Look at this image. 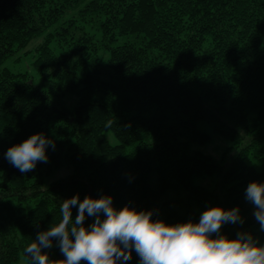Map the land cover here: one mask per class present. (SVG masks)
<instances>
[{
  "label": "trees",
  "instance_id": "1",
  "mask_svg": "<svg viewBox=\"0 0 264 264\" xmlns=\"http://www.w3.org/2000/svg\"><path fill=\"white\" fill-rule=\"evenodd\" d=\"M38 37L41 84L0 70V264H29L25 248L76 195L168 224L238 208L243 223L221 234L264 245L245 197L264 183V0H0V67ZM201 123L230 143L221 154L196 148L214 139ZM37 133L55 147L22 173L5 154ZM45 251L64 259L55 241Z\"/></svg>",
  "mask_w": 264,
  "mask_h": 264
},
{
  "label": "clouds",
  "instance_id": "2",
  "mask_svg": "<svg viewBox=\"0 0 264 264\" xmlns=\"http://www.w3.org/2000/svg\"><path fill=\"white\" fill-rule=\"evenodd\" d=\"M49 145L55 147L42 133L33 134L9 147L5 158L20 172H29L38 162H47ZM245 197L264 230V183H249ZM77 205L73 219L72 208ZM60 212L62 219L39 232L25 248L29 264H127L133 250L139 264H264V245L251 233L242 231L235 238L221 234L224 224L243 223L238 208L210 207L198 223L168 224L154 220L151 211L128 205L117 209L108 195L85 196L82 201L76 195L62 202ZM89 216L95 219L85 226ZM53 241L64 259L53 261L45 251Z\"/></svg>",
  "mask_w": 264,
  "mask_h": 264
},
{
  "label": "rangeland",
  "instance_id": "3",
  "mask_svg": "<svg viewBox=\"0 0 264 264\" xmlns=\"http://www.w3.org/2000/svg\"><path fill=\"white\" fill-rule=\"evenodd\" d=\"M72 14V12L70 13ZM43 41V37H38L32 40V42L23 50L19 51L14 58L9 59L3 66L0 67V70L2 67L7 66L9 68H12L13 70L19 71V70H24V69H29L32 71V74L34 75L35 81L37 84H41V80L39 75L35 73V71L31 68H29L30 64L32 63V59L35 56V48L37 47L38 44H40ZM203 129H206L210 133L213 134L212 128H210L207 124L201 123L200 125ZM109 140L111 141L112 144H116L117 140L115 136L109 132L107 134ZM213 143L207 145V146H200L197 145L196 148L200 149L206 153H212L214 155H219L223 152L224 148L227 147L230 143L223 141L221 138L215 136L213 134ZM73 168L72 166L69 167H64L60 170H57L53 172L50 175L45 176V185L48 186L51 182L56 181L60 178L68 176L70 173H72ZM34 204L31 203L30 206ZM54 261V260H53ZM16 264H27L24 257L20 259V261Z\"/></svg>",
  "mask_w": 264,
  "mask_h": 264
}]
</instances>
